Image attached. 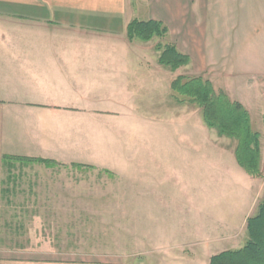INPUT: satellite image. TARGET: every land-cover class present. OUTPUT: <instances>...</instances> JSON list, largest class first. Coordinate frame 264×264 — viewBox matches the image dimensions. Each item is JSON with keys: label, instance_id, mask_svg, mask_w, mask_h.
Masks as SVG:
<instances>
[{"label": "crops", "instance_id": "1", "mask_svg": "<svg viewBox=\"0 0 264 264\" xmlns=\"http://www.w3.org/2000/svg\"><path fill=\"white\" fill-rule=\"evenodd\" d=\"M134 19L159 20L167 33L130 40ZM159 43L175 44L189 63L176 71L161 65ZM175 75L210 79L244 104L254 125L244 93L264 88V0H0V203L15 162L33 172L12 183L29 187V203L65 202L57 173L69 166L115 176L116 182L103 177L109 203L167 202L144 178L164 174L167 183L173 173L182 177L177 169L190 168L191 160L203 172V186L210 181L254 189L259 178L240 166L235 150L207 151V132L224 142L231 138L210 128L200 108L191 116L194 103L175 100ZM5 155L55 164L5 162ZM207 171L213 178H205ZM143 217L135 212L134 219ZM159 217L152 236L168 229ZM170 217L165 214V221Z\"/></svg>", "mask_w": 264, "mask_h": 264}, {"label": "rangeland", "instance_id": "2", "mask_svg": "<svg viewBox=\"0 0 264 264\" xmlns=\"http://www.w3.org/2000/svg\"><path fill=\"white\" fill-rule=\"evenodd\" d=\"M215 88L223 90L218 86ZM255 92L250 95L246 91L244 94L252 102L247 101L254 118L253 128L261 133L262 156L264 88ZM176 99L181 97L175 94ZM197 108L200 107L191 104V116L195 115L192 109ZM207 138L209 153L219 147L234 151L237 145L234 139L224 142L210 132H207ZM178 145L176 141L174 147H180ZM177 170L182 177L173 173L167 183L163 182L164 174L161 177L148 174L144 178L148 185L154 183L157 196L166 194L167 202H105L109 198L105 197L107 188L103 177L108 174L104 169L69 166L61 167L57 173L62 176V187L57 190L65 202L29 203L28 200L33 199L27 196L29 187L21 188L20 183V187L12 188V183L19 184L17 181L24 174L27 178L33 172H30L29 165L15 162L11 174H5L0 203V260L210 264L213 255L244 246L249 238L247 219L257 213L264 200V158L262 175L254 176L259 178L254 189L244 187L243 183H227L221 187L220 183L210 181L203 186L200 177L203 172L193 160L190 168ZM129 175L132 178V172ZM213 176V172L207 171L205 178L208 180ZM109 177L110 181L116 182L115 176ZM136 211L143 213L142 220L134 219ZM152 212H155L153 219L150 217ZM165 214L171 216L167 221ZM157 215L161 225L167 223L169 226L164 233L152 236V226L157 227Z\"/></svg>", "mask_w": 264, "mask_h": 264}, {"label": "trees", "instance_id": "3", "mask_svg": "<svg viewBox=\"0 0 264 264\" xmlns=\"http://www.w3.org/2000/svg\"><path fill=\"white\" fill-rule=\"evenodd\" d=\"M130 40L150 41L164 37L167 28L159 20H132L127 28ZM159 63L176 71L190 61L188 54L173 43H159ZM174 91L201 108L206 124L237 142L235 153L240 166L252 176L262 175L261 133L254 130L251 114L240 101L232 100L224 90H217L210 79L202 76L179 75L172 83ZM21 159L27 162L55 164L52 160L30 157L4 156L6 162ZM248 241L238 249H229L213 255L210 264H264V200L255 215L248 218Z\"/></svg>", "mask_w": 264, "mask_h": 264}]
</instances>
